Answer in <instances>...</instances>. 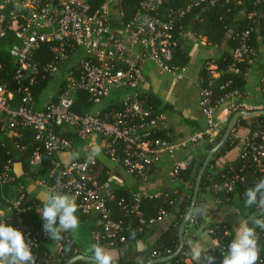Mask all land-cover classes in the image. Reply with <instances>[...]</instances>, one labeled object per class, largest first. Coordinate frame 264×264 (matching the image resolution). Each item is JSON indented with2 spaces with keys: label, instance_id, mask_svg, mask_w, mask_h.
<instances>
[{
  "label": "built area",
  "instance_id": "built-area-1",
  "mask_svg": "<svg viewBox=\"0 0 264 264\" xmlns=\"http://www.w3.org/2000/svg\"><path fill=\"white\" fill-rule=\"evenodd\" d=\"M167 1L141 0L133 19L125 24L122 22V0H106L96 10L87 0H0V43H7V51L15 66L14 90L9 83L0 82V191L3 198L8 187L24 188L15 174L14 151H24L25 146L19 141L26 131L30 130L39 144L31 158L33 165L42 164V150L59 158L63 153L74 154L79 148L80 156L70 161L54 160L49 178L39 183L52 192L74 196L78 213L97 216L100 229L92 235L95 242L105 241L114 246L117 235L127 228L122 219L114 217L110 206L114 195L103 193L93 174L96 160L89 153L90 139L101 137L103 151L112 162L129 174L144 179H148L153 167L164 157L174 156L178 151L205 140L216 143L222 124L217 111L225 99L212 104V91L201 87L200 106L205 127L188 141L179 143L155 136L157 131L169 130L167 116L153 117L152 109L147 107L141 92L145 82L141 65L151 61L162 71L175 74L177 68L172 66V62L180 47L176 31L178 23L194 10L214 6L218 2L187 0L184 7L168 8ZM113 9L120 14L122 29L131 37L130 47L125 45L122 35L112 29L110 15ZM254 17L255 12H252L248 18L252 20ZM254 30L252 26L238 35L239 46L232 54L234 63L229 71L241 73L238 65L246 61L252 63L257 57V51L249 44ZM133 49L137 50L133 52ZM42 50L50 51L54 60L46 63L37 60V53ZM204 66L213 77L220 75L215 62L207 61ZM63 70L66 77L58 87L57 95L50 96L49 101L38 109L35 98L37 85L40 81L53 80ZM247 73L244 74L245 79ZM260 88L264 94V74ZM80 94L89 105L99 106L111 99L121 108L117 112L88 110L78 113L74 106ZM232 96L241 100L248 98V94L239 91H233L226 98ZM259 110L264 109L241 102L230 115L237 111ZM63 131L75 135L77 141L64 137ZM8 140L11 144L7 143ZM239 159L242 162L239 170L234 164H229L221 173L220 181L213 183L215 195L220 191L234 193L237 186L246 181L244 171L248 167L264 174V120L258 122L257 129L246 138ZM190 160L177 162L174 174L180 176L188 168ZM161 196L134 193L122 198L118 206L125 216H141L143 202ZM163 196L170 200L171 205L178 202L177 197L172 198L171 194ZM24 199L25 195L21 194L13 201L7 200L9 212L0 222L8 224L16 217L20 227L21 217L27 210ZM166 215L167 211L162 210L150 224L162 221ZM208 233L212 236L214 230ZM25 237L32 244L31 250L40 244L39 235L31 231L26 232ZM120 241L124 242L125 238L121 237ZM218 248H221L220 241L212 238L206 255H211ZM154 257L157 258L156 253Z\"/></svg>",
  "mask_w": 264,
  "mask_h": 264
},
{
  "label": "crops",
  "instance_id": "crops-1",
  "mask_svg": "<svg viewBox=\"0 0 264 264\" xmlns=\"http://www.w3.org/2000/svg\"><path fill=\"white\" fill-rule=\"evenodd\" d=\"M110 18L112 19L113 31L122 35L125 45L130 47L131 37L127 35L121 27L120 14L113 9ZM197 19L200 22L206 21V18L200 15V13L195 16V20ZM176 31L180 38V49L184 51L187 57V65L177 67L176 73L172 74L162 71L151 61L145 62L141 65L142 73L145 78V82L141 87V92H149L159 99L165 110L167 124L171 131L169 138L173 142L179 143L188 141L193 134L201 131L205 127V119L200 106V78L205 63L207 61L216 63L225 52L233 54L235 49L228 44V41L221 45H212L202 33L194 31V25L191 21L178 25ZM134 50L137 49H133V52ZM74 61L75 59L71 62L73 63ZM62 72L64 77H66L65 71L63 70ZM247 74L246 94H248V98L246 100H241L236 96L228 97L223 100L218 107L217 114L222 120L220 132L222 128L229 123L227 121L232 109L241 102H246L252 106L264 109V94L260 88V79L264 74V41L262 39H259L257 57L251 63ZM62 82H60V84ZM50 96L54 95L47 94L46 92L43 94L40 98L41 108L49 101ZM111 104H113V100L109 99L104 102L103 107L97 108V106H94L91 111L102 110ZM234 114L235 113H233V115ZM255 118L256 117L245 118L247 121L243 125L240 123L242 118L239 120L231 136L234 138V146L219 157L215 156V164L211 166V173L219 172L229 164H233L239 160L245 140L251 135L250 128L253 125L256 126L258 123V119ZM210 145L211 143L205 140L196 146L190 145L188 148L178 151L174 156L164 157L153 167L148 179H144L129 174L122 166L112 162L103 151V141L101 137L94 136L90 139V155L93 156L96 161L101 162L107 167V173L109 175V182L102 186L103 193L115 194L120 190L129 194L143 193L145 195H163L168 193L177 195L178 199L177 204L167 212L166 217L162 221L141 227L137 232H133V235H131L130 239L127 241H119L118 244L115 243L116 245L111 247L102 246L106 251L111 253L115 260L126 264H143L146 263V260H144L146 257H151L148 261L153 259L151 256L153 247L160 241L168 228L177 221L182 208L193 195L192 184L184 181L181 176H176L174 174V165L179 161L187 159H195L198 162L204 161L207 154L212 149ZM97 148L99 152L94 154V150ZM80 154L81 152L79 148H77L74 154L63 153L59 158L67 162L80 156ZM21 156V154H17L14 157L15 174L23 184L27 183V186L24 184L27 195L43 202L45 194L50 192V190L40 183L35 182L34 179L25 172ZM199 200H201V208H205L206 206V211L201 213L202 221L200 224L191 220L186 230L185 247L188 256L187 264H195L190 257L191 244L189 241H202L206 249L210 248L212 245V239L205 230L209 225L224 223L229 225L235 232L240 224L248 222L253 216L260 215L257 206L252 213L249 212V208L242 210L236 195L232 198L228 197L224 201L220 200L209 186L200 193ZM40 208L41 207H38V211ZM7 209V207H0V219L8 214L9 211H7ZM80 214L81 213L78 212L75 213L79 218V227L73 233L81 243L80 248L87 252L91 251V245L95 243H93L92 239L88 236V220H81ZM205 234H207V236H205ZM80 255L87 256L85 252H82ZM56 257L57 248H51V264H56ZM200 264H206V262L201 260Z\"/></svg>",
  "mask_w": 264,
  "mask_h": 264
},
{
  "label": "trees",
  "instance_id": "trees-1",
  "mask_svg": "<svg viewBox=\"0 0 264 264\" xmlns=\"http://www.w3.org/2000/svg\"><path fill=\"white\" fill-rule=\"evenodd\" d=\"M91 5L93 10L100 8V6L106 0H87ZM141 0H122L121 5L123 7L124 16L122 18V22L125 24L131 21L135 15L137 7H139ZM187 0H168L166 2V7H174L180 8L186 5ZM255 12V17L251 20L249 19V14ZM200 13L206 19L205 22H200L198 19L195 20V16ZM193 22L194 31L202 33L208 42L212 45H221L224 42L228 41V44L236 49L239 46L238 35L254 26L255 30L251 35V39L249 44L253 47L257 52L259 50V39L264 41V0H218V2L214 6H203L201 9H196L189 15H187L183 20H181L178 25L185 24L186 22ZM37 60L40 62L46 63L54 60V55L47 50H42L37 53ZM187 57L184 54V51L177 49L174 61L172 62V66L174 68L183 67L187 65ZM234 63L232 54L229 52H225L221 58L216 61L218 71L220 75L218 77H213L212 72L207 69L205 66L202 69L201 78H200V87L208 88L212 91L211 101L212 104L219 103L223 99H226L228 95H230L233 91H239L242 94H246L247 90V81L244 77V74L248 72L251 63L248 61L240 63L238 68L241 73H232L229 71L232 64ZM15 71V66L9 52L7 51V43H0V82L1 83H9L10 87L14 90L13 83V73ZM52 79L40 81L35 89V98L37 102V108L40 107V98L45 93L47 87L49 86ZM59 89V88H58ZM57 94H55L56 96ZM142 96L146 100V105L148 108H151L153 111V117L166 115L164 112L163 105L159 101V99L152 95L149 92L143 91ZM94 105H89L86 102V98L83 94H80V97L74 106V110L78 113L83 111L92 110ZM121 107L117 104H111L105 108L103 111H119ZM233 113L230 115L227 122L232 118ZM258 122H262L264 120V116L260 115L256 117ZM255 118V119H256ZM247 119L242 118L240 123L243 125ZM227 126H224L216 139V143L210 145V148H213L222 138L225 133ZM251 134L257 129L256 126H252ZM63 136L66 138L73 139L77 141L75 135L70 132L63 131ZM171 133L170 129L166 132L157 131L155 134L156 138L167 140L169 142L174 143L170 138L169 134ZM25 149L23 152L14 151V157L17 154H21L22 156V164L23 169L27 174H29L35 182L39 183L42 179H47L50 176L51 170L53 169V161L59 159L57 155L52 154L51 156L44 150H42L43 162L40 165L31 164V158L33 153L38 149L39 144L35 141L33 134L30 130L24 133V137L19 141ZM8 144H11V141H7ZM234 146V138H229L227 143L219 150L217 153V157L224 154L228 150H230ZM121 144L118 145V150L121 153ZM16 153V154H15ZM215 164V159H213L203 177L201 183V192H203L207 186L211 187L213 183L220 181L221 173L224 172L227 168L225 167L223 170L215 173H211V166ZM237 170H239L242 166V162L239 159L235 163H233ZM203 165V161H196L195 159L190 160L188 162V168L183 171L180 176L181 178L192 184V193L194 191L196 178L198 176V172ZM93 174L98 181L100 186H104L109 182V175L107 173V167L104 166L101 162L96 161V164L93 167ZM244 176L246 181L237 186V189L234 193L228 194L225 191H220L216 196L220 200H225L228 197L237 196L239 199V205H241V209L249 208V212H254L256 205L248 206L245 203L246 197L245 192L250 187H253L254 183L258 181L260 178H264V174L258 173L254 170V168L248 167L244 171ZM27 186V183H24ZM213 192V190H212ZM214 193V192H213ZM21 194L25 195L24 206L27 207L26 212L22 215V225L18 227L19 221L15 217L13 221H10L8 224L13 226L14 228L20 230L24 235L26 232L31 231L34 234L39 235L40 244L38 247L32 249V254L35 257L36 262L40 264H51L52 260H50V252L51 248H57V257L56 264H66L73 257L82 254L85 252L87 256L93 257V253L91 251H83L80 248V242L73 232L61 233L62 239L57 241L51 239L50 235L46 233L43 229V221L38 214V207H42V201L36 198L29 197L26 193V189L19 188L16 185H13L11 188L5 189L4 198L0 191V207H9L10 203L8 201H13ZM114 195V199L111 201L110 206L114 210V217L116 220L122 219L124 222V226L127 228L122 234H118L115 243L118 244L121 237L125 238V241L129 240L133 232H137L141 227H145L146 225H150V221L154 218H157L159 213L162 210L169 212L174 205L170 204V200L165 198L163 195L161 197H157L154 199H146L143 202L142 206V215L141 216H125L121 212L118 203L122 198H127L132 196V194L126 193L123 190L117 191ZM172 198H176L177 195L171 194ZM190 198L186 205L182 208L181 214L177 221L172 224L168 230L164 233L160 241L153 247L152 249V257H154V253L157 254V257H165L173 254L179 245L178 238V230L180 224L186 215L188 208L191 203ZM201 209V200L198 201L194 217L192 218L197 224H200L202 221V214L197 210ZM80 219H87V231L89 238L92 239V242L95 244H99L101 246H109L105 241H101L100 243H96L93 239L92 235L95 231L100 229L97 223V216L94 214H80ZM257 218H264L260 215L256 216ZM249 226H253L251 224V219L248 220ZM97 224V225H96ZM196 224V226H197ZM207 232L210 230H214V234L211 237L220 241L221 248L216 249L211 256L216 258L215 264H221L222 256L227 251V246L230 244L231 240L235 236V232L233 229L224 223L220 224H211L206 229ZM257 238H258V247L260 249L259 252V260L257 264H264V230L260 228H256ZM87 236V238H88ZM115 244V245H116ZM114 245V246H115ZM111 247V246H110ZM151 257H146L144 260L147 262ZM55 260V259H54ZM188 256L186 247L182 251V253L175 259L171 260L169 264H187ZM75 264H95L85 261H78ZM114 264H126L124 262H120L114 259Z\"/></svg>",
  "mask_w": 264,
  "mask_h": 264
},
{
  "label": "clouds",
  "instance_id": "clouds-1",
  "mask_svg": "<svg viewBox=\"0 0 264 264\" xmlns=\"http://www.w3.org/2000/svg\"><path fill=\"white\" fill-rule=\"evenodd\" d=\"M99 149L94 150V154ZM245 203L248 206L256 205L260 216L264 217V178L256 181L253 187L245 192ZM78 205L74 196L59 192L45 194L39 215L43 221V229L53 240H61V233L75 232L79 227V218L75 215ZM200 213L205 208L197 210ZM248 222L240 224L235 230V236L227 246V251L222 256L221 264H257L260 249L256 228L264 230V218H251ZM207 236V234H205ZM191 244L190 257L195 264L201 260L206 264H215L216 258L206 255L209 248H205L202 241H189ZM31 242L25 235L10 224L0 222V264H36L31 251ZM91 252L96 264H114V258L110 252L99 244L91 245Z\"/></svg>",
  "mask_w": 264,
  "mask_h": 264
},
{
  "label": "water",
  "instance_id": "water-1",
  "mask_svg": "<svg viewBox=\"0 0 264 264\" xmlns=\"http://www.w3.org/2000/svg\"><path fill=\"white\" fill-rule=\"evenodd\" d=\"M264 116V110L259 111H237L233 115V117L230 119L229 123L227 124L226 130L224 135L222 136L221 140L209 151L206 158L203 161V165L201 166L198 176L196 178L195 187L191 199L190 206L188 208V211L186 215L184 216L179 230H178V238H179V245L176 251L165 257H157L153 258L150 261L143 263V264H164L169 263L171 260L177 258L182 251L185 248V234L186 230L189 226V223L191 222L192 218L194 217L195 209L199 200V196L201 193V183L203 180V177L211 163V161L215 158L219 150L227 143L229 138H231L234 130L237 127V124L241 118H249V117H257V116ZM78 261H85L90 263H95V260L93 257L85 256V255H77L73 257L71 260H69L66 264H75Z\"/></svg>",
  "mask_w": 264,
  "mask_h": 264
},
{
  "label": "rangeland",
  "instance_id": "rangeland-1",
  "mask_svg": "<svg viewBox=\"0 0 264 264\" xmlns=\"http://www.w3.org/2000/svg\"><path fill=\"white\" fill-rule=\"evenodd\" d=\"M64 74L63 72H59L55 78L53 80H51L49 86L47 87L46 89V93L47 94H52V95H55L56 94V91H57V87L58 85L60 84V82H62L64 80ZM104 103L102 105H99L97 106V108H101L103 107Z\"/></svg>",
  "mask_w": 264,
  "mask_h": 264
}]
</instances>
